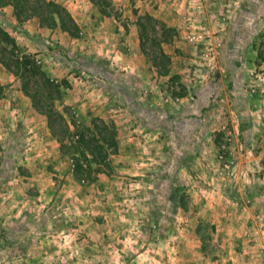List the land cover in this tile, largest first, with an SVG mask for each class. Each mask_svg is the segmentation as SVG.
<instances>
[{
  "label": "rangeland",
  "instance_id": "obj_1",
  "mask_svg": "<svg viewBox=\"0 0 264 264\" xmlns=\"http://www.w3.org/2000/svg\"><path fill=\"white\" fill-rule=\"evenodd\" d=\"M36 3L17 9L20 23L4 7L1 27L57 85L72 141L98 134L106 165L87 171L98 155L76 153L75 178L60 126L51 133L0 63V264H264V0ZM151 92L167 118L174 104L197 123L191 153L152 147Z\"/></svg>",
  "mask_w": 264,
  "mask_h": 264
},
{
  "label": "trees",
  "instance_id": "obj_2",
  "mask_svg": "<svg viewBox=\"0 0 264 264\" xmlns=\"http://www.w3.org/2000/svg\"><path fill=\"white\" fill-rule=\"evenodd\" d=\"M29 1L30 0H0V49L4 48L7 50L8 56H6V59L7 61H10L9 63L11 64L7 63L6 61L5 62L0 61V63L5 69L9 71H10V68L14 69V75L20 81V85L24 91V94H26V96L30 98L33 109L37 111L38 113L46 116L47 126H48V129L51 131V133L53 134L57 132V130L54 129L55 124L60 126L59 129L61 130V134H63V136H61V138H58L59 148L62 150L64 148V153L72 151L71 156H70L72 167L74 168L72 169V175L77 179L84 178L81 176L83 172V170L81 169L82 164L78 162V159L75 158L74 155L76 153L85 155V153H87L88 150H90V152L92 151V153L94 152L98 156H94L91 161L84 159L85 167H87V171H88L91 168V164H93L94 168H97L95 171L96 172L98 171L97 174H99L100 173V170L98 169L99 166L105 167L106 165V161H105L106 156L105 154L99 155L98 151L102 149V146L98 142V134L96 133L97 136L91 135L89 138L85 139L83 133L79 132V130H76L72 132L75 138V140L72 141V137L68 135L69 134L68 129H67L68 126L65 121V118L58 112H55L52 107L53 101L57 100L58 97L56 98V96L52 95L51 89L52 88L58 89L57 85L52 80H50V78L44 72V70H42L41 67L36 63L34 56H30L28 54H17V52L14 51V46L12 45L13 43L12 38H10L7 32L4 31L3 28L1 27L6 24V16L2 12V9L6 6H11V8L13 9V15L18 23H20L21 20L19 18V15L17 14V9L26 8V11H28V13L33 14L34 10H36L37 8H41L40 3H36L32 6V5H29ZM32 1L34 2V0ZM43 5L45 7L48 5L52 6V4H50L49 2L43 3ZM47 13L49 17L52 14V13L50 14V11H47ZM56 19L60 23V25H62L61 29L64 32H67L70 36L74 37V35L71 34L69 30L63 26V21L57 13H56ZM52 20L54 21L53 17H52ZM88 59L89 60H87V62L93 61L92 57H89ZM83 64H86V61H84ZM87 64L89 65V63ZM31 80H33L32 81L33 84L39 85V87L42 86L43 89L45 90V94L47 98L46 104H42L43 100L41 99V97L40 98L38 97L39 95H37L39 94L38 87L34 86V88L32 89V94H28V84L27 83ZM0 90H1V87H0ZM98 121L101 124L102 130L105 133H107V137L109 139V143H107V145L110 146L112 149L116 148L117 138H116L115 127L112 124L104 122L103 120L102 121L98 120ZM93 127L95 129L94 132H97L98 130L97 127L94 125ZM244 130L245 129H243L242 131ZM64 137L66 139L69 138L71 140V142H68L67 146L65 142L63 141ZM103 141L104 143H106V138H103ZM88 147H90V149H88ZM97 158H100V160L96 161ZM250 188H251L250 186H246L245 195L249 196V195L254 194V191L250 190ZM150 210H152V208H150Z\"/></svg>",
  "mask_w": 264,
  "mask_h": 264
},
{
  "label": "crops",
  "instance_id": "obj_3",
  "mask_svg": "<svg viewBox=\"0 0 264 264\" xmlns=\"http://www.w3.org/2000/svg\"><path fill=\"white\" fill-rule=\"evenodd\" d=\"M158 80H160V78ZM153 95L155 94L152 92L150 95H148V97L150 96V98H147L148 101L146 100L147 106L144 105L145 106L144 109H146V112L148 114L147 118L149 119V122L147 123V129L151 130L150 140L152 141L151 142L152 147L156 148L157 146H160L163 149V147L169 145L170 147L171 146L176 147L178 151L180 150L179 154L184 149H187L189 153H191L190 148L192 147L193 141L189 139V136L191 133L190 131L199 128L197 126V123L195 122L192 128L188 127L186 124H183L185 120L182 119L181 116L179 115L180 108L177 107L178 105H174V104H171L172 107L170 106L171 108H169L171 109L172 115H170L169 118H167L166 114L164 113V107L166 106H164L163 104H158L159 103L157 101L158 98L156 97V95L155 97ZM131 101L135 102L136 107H139L141 105L138 102L137 97L136 98L133 97ZM156 116H160V120L157 119ZM242 118L240 117L241 123L245 121L249 122L248 120ZM192 120H195V117L194 119L192 118ZM157 135H160V137ZM157 153L158 151L157 152H154V150L151 151V154H157ZM187 156H191V155L186 154V157ZM167 159L169 158L167 157L166 160ZM178 166H176V168H178ZM179 170L182 169L181 168L177 169L176 172H179Z\"/></svg>",
  "mask_w": 264,
  "mask_h": 264
}]
</instances>
